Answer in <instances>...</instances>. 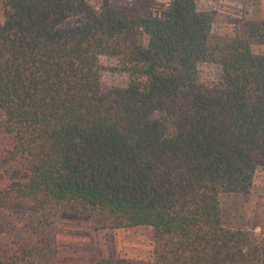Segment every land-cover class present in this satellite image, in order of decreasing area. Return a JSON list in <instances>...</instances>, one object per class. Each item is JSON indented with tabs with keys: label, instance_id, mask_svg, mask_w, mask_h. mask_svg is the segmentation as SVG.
<instances>
[{
	"label": "trees",
	"instance_id": "1",
	"mask_svg": "<svg viewBox=\"0 0 264 264\" xmlns=\"http://www.w3.org/2000/svg\"><path fill=\"white\" fill-rule=\"evenodd\" d=\"M2 6L0 134L12 144L0 163L27 179L0 186L1 207L34 218L40 235L56 212L94 232L153 229L152 261L95 264H264V226L228 225L220 200L249 195L264 168V52L253 49L264 20L215 38V12L198 0H173L166 18L111 0ZM102 56L126 86L103 87ZM204 63L217 81L200 80ZM0 264L58 263L17 237Z\"/></svg>",
	"mask_w": 264,
	"mask_h": 264
},
{
	"label": "rangeland",
	"instance_id": "2",
	"mask_svg": "<svg viewBox=\"0 0 264 264\" xmlns=\"http://www.w3.org/2000/svg\"><path fill=\"white\" fill-rule=\"evenodd\" d=\"M116 7L128 9L135 17L166 18L173 0H111ZM99 5L100 0H88ZM200 10L215 12L213 35L215 38L241 36L243 24L250 20H264V0L251 3L247 0H198ZM4 21L0 0V24ZM72 19L68 24L76 23ZM255 53L264 52V40L253 44ZM102 84L105 89L124 87L128 76L115 72V58L102 56ZM200 80L205 83L221 77L219 67L200 64ZM12 144V137L0 134V154ZM27 173L5 170L0 163V186L12 181H25ZM221 205L226 222L233 227L253 229L264 226V168L256 172L252 191L247 196L222 195ZM53 226L39 230L34 228L35 219L0 206V254L5 253L17 237L31 238L43 246L50 258L58 264H95L99 259L127 258L141 262L152 261L154 232L151 227H136L122 230L94 232L85 216L67 215L56 212ZM260 231V228H257Z\"/></svg>",
	"mask_w": 264,
	"mask_h": 264
}]
</instances>
